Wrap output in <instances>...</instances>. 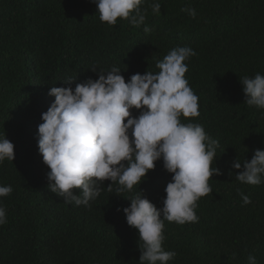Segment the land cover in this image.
<instances>
[{
  "label": "trees",
  "instance_id": "16d2710c",
  "mask_svg": "<svg viewBox=\"0 0 264 264\" xmlns=\"http://www.w3.org/2000/svg\"><path fill=\"white\" fill-rule=\"evenodd\" d=\"M145 0L140 27L118 18L109 27L91 0H0V139L14 144L15 158L0 164V197L7 223L0 225V264H139L138 230L126 222L125 197L141 195L158 208L171 173L156 162L131 192L115 194L105 180L91 208L65 202L49 189L48 166L38 150V125L55 97L49 89L98 78L94 65L132 74L156 73L157 61L174 48L191 47L185 76L199 97L204 126L219 141L221 169L198 201L197 222L164 221L169 264H264V184L236 180V159L251 160L264 149V109L246 104L240 78L264 75V0H159V15ZM195 8L191 17L184 8ZM147 27V31H145ZM134 116L139 110L132 109ZM182 123L189 120L181 117ZM76 194H81L77 189ZM250 196L244 205L240 193ZM121 209L117 211V209Z\"/></svg>",
  "mask_w": 264,
  "mask_h": 264
},
{
  "label": "clouds",
  "instance_id": "9594fccd",
  "mask_svg": "<svg viewBox=\"0 0 264 264\" xmlns=\"http://www.w3.org/2000/svg\"><path fill=\"white\" fill-rule=\"evenodd\" d=\"M96 5L99 20L109 27L118 18L140 27L146 21L145 0H91ZM153 14L159 15L161 4L153 0ZM196 17L195 8H184ZM145 27V31H147ZM197 55L191 47L172 49L163 60L157 61L158 72L135 73L125 80L121 68L110 70L94 65L98 78H86L72 83L75 77L65 78L68 85L53 86L49 95L54 101L42 113L38 125V150L47 172L49 189L65 202L91 208V202L107 186L118 185L115 194L131 192L154 170L156 162L171 173L164 191L163 207L158 208L141 195L125 197L131 201L122 210L129 226L138 230L141 255L139 264H169L177 253L165 250L164 221L184 225L197 222V201L212 192L208 181L221 169L217 160L219 141L213 139L199 123L191 118L200 116L199 97L189 85L185 63ZM248 106L264 109V75L240 78ZM132 109L139 110L134 116ZM181 117L188 119L182 123ZM15 158L14 144L0 139V164ZM234 169H242L236 180L243 184H264V149H256L251 160L232 162ZM81 194H76L75 190ZM11 185H0V197L11 195ZM244 205L251 198L240 193ZM121 196V195H120ZM121 209H117L120 211ZM6 209L0 205V225L6 224ZM248 264H258L255 256Z\"/></svg>",
  "mask_w": 264,
  "mask_h": 264
}]
</instances>
